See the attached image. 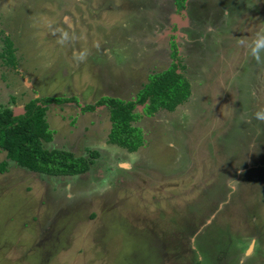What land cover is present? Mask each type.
<instances>
[{
  "label": "rangeland",
  "instance_id": "1",
  "mask_svg": "<svg viewBox=\"0 0 264 264\" xmlns=\"http://www.w3.org/2000/svg\"><path fill=\"white\" fill-rule=\"evenodd\" d=\"M262 28L264 0H0V107L70 98L44 146L99 153L74 177L8 161L0 264H264V65L238 43ZM173 61L187 101L136 106L143 145L109 144L108 108H83L134 100Z\"/></svg>",
  "mask_w": 264,
  "mask_h": 264
},
{
  "label": "trees",
  "instance_id": "2",
  "mask_svg": "<svg viewBox=\"0 0 264 264\" xmlns=\"http://www.w3.org/2000/svg\"><path fill=\"white\" fill-rule=\"evenodd\" d=\"M184 2L185 0H174L177 10L183 9ZM171 49V57L177 60L174 42ZM7 54L6 63H13L9 48ZM180 67L173 61L165 70L150 75L134 100L125 101L104 96L95 104L85 106L83 110L94 111L97 107H107L110 122L107 142L125 149L128 153L135 152L144 142L140 128L132 125L140 118V114L134 112L136 106H143V113L151 116L160 109L173 111L189 98L190 83L178 73ZM71 100L61 97L34 98L25 104L24 113L19 115H15L10 108L0 107V150L5 152L6 157L0 162V174L6 172L8 161L30 172L51 177H74L90 169L98 157V152L91 151L88 158L76 157L70 151L48 149L44 146V143L52 141L54 134L45 118L47 106Z\"/></svg>",
  "mask_w": 264,
  "mask_h": 264
},
{
  "label": "clouds",
  "instance_id": "3",
  "mask_svg": "<svg viewBox=\"0 0 264 264\" xmlns=\"http://www.w3.org/2000/svg\"><path fill=\"white\" fill-rule=\"evenodd\" d=\"M238 43L250 53L257 64L264 65V28L255 32L250 40ZM254 115L256 119L264 121V108L258 109Z\"/></svg>",
  "mask_w": 264,
  "mask_h": 264
}]
</instances>
